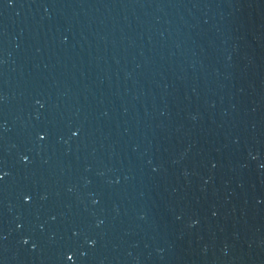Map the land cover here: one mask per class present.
<instances>
[{
    "label": "water",
    "instance_id": "obj_1",
    "mask_svg": "<svg viewBox=\"0 0 264 264\" xmlns=\"http://www.w3.org/2000/svg\"><path fill=\"white\" fill-rule=\"evenodd\" d=\"M0 264H264V0H0Z\"/></svg>",
    "mask_w": 264,
    "mask_h": 264
}]
</instances>
